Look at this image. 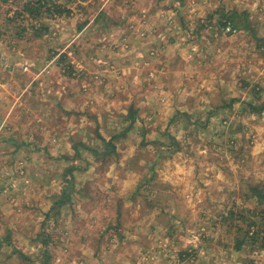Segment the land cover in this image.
<instances>
[{
    "label": "rangeland",
    "instance_id": "1",
    "mask_svg": "<svg viewBox=\"0 0 264 264\" xmlns=\"http://www.w3.org/2000/svg\"><path fill=\"white\" fill-rule=\"evenodd\" d=\"M255 186L264 0H0V264H264Z\"/></svg>",
    "mask_w": 264,
    "mask_h": 264
},
{
    "label": "trees",
    "instance_id": "2",
    "mask_svg": "<svg viewBox=\"0 0 264 264\" xmlns=\"http://www.w3.org/2000/svg\"><path fill=\"white\" fill-rule=\"evenodd\" d=\"M34 7L30 6V5H27L26 8H25V11L29 15L33 16V11L35 10ZM237 18H238V15H236V19ZM230 21H233V17L230 18ZM236 26L237 27H239V26L243 27V25H240L238 22H236ZM249 191H250L251 194H253L258 199L260 205H264V189H261V188L255 186V187H250ZM240 245H241V242L240 243L238 242L237 246H236L237 249L240 248Z\"/></svg>",
    "mask_w": 264,
    "mask_h": 264
}]
</instances>
